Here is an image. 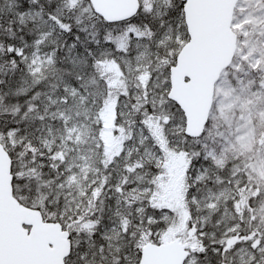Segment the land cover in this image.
Instances as JSON below:
<instances>
[{
  "label": "snow or ice",
  "instance_id": "snow-or-ice-1",
  "mask_svg": "<svg viewBox=\"0 0 264 264\" xmlns=\"http://www.w3.org/2000/svg\"><path fill=\"white\" fill-rule=\"evenodd\" d=\"M187 4L135 0L111 15L99 0H0V103L13 105L0 112V154L16 200L59 225L57 264H149L145 242L169 225L181 228V264H264V64L241 61L228 110L193 131L173 77L192 38ZM245 7L264 37V0ZM113 101L122 146L109 153ZM161 138L187 160L186 216L154 202L167 175ZM33 223L4 226L0 264H34L16 259L20 242L54 247Z\"/></svg>",
  "mask_w": 264,
  "mask_h": 264
},
{
  "label": "water",
  "instance_id": "water-1",
  "mask_svg": "<svg viewBox=\"0 0 264 264\" xmlns=\"http://www.w3.org/2000/svg\"><path fill=\"white\" fill-rule=\"evenodd\" d=\"M237 2L188 0L187 19L192 38L181 49L173 77L176 94L184 102L193 131L203 125L210 112L215 85L233 59L236 35L231 24ZM99 4L111 15H124L135 7V0H99ZM7 168V156L0 154V232L9 222L15 221L19 228L21 219L33 221L38 237L53 240L54 247L42 252L35 244L20 242L15 246L16 259L34 264H57L61 251L67 247L59 225L43 222L40 211L19 204L12 195ZM144 247L149 264H181L183 244L178 239L163 244L148 242ZM3 254L0 251V255Z\"/></svg>",
  "mask_w": 264,
  "mask_h": 264
},
{
  "label": "rangeland",
  "instance_id": "rangeland-1",
  "mask_svg": "<svg viewBox=\"0 0 264 264\" xmlns=\"http://www.w3.org/2000/svg\"><path fill=\"white\" fill-rule=\"evenodd\" d=\"M248 2L249 0H239L232 17L231 28L237 37L236 50L230 66L222 72L215 85L213 103L210 110H215L217 113L227 111L231 104V100L233 99L231 89L238 71L237 65L240 64L241 61L249 63L250 58L252 57L255 58L251 60L253 67L258 64H264V37L256 39V37L260 36L258 32H253V27L257 24V19L255 16L249 15L248 9L245 7V4ZM41 3L47 6V0H41ZM129 75L130 78L128 79V83L130 86H134L137 84L136 77L132 73ZM144 79L146 81L147 72L144 73ZM20 84L23 86L22 81ZM13 99L15 98L13 97ZM22 99L23 98H21V101ZM10 106H13L12 103ZM103 117L109 126V128L104 131L105 148L109 153L118 152L119 148L122 146V141L117 140L110 131V128L112 127L111 121L115 119L114 101L105 110ZM36 123H40V121H36ZM161 142L166 148V141L161 138ZM162 166L167 175L160 181L159 190L154 194V202L160 206L170 205L172 207H178L186 216L183 204V192L185 191L186 186L184 169L187 166V160L184 156L174 153L172 150L166 148L165 160L163 161ZM44 212L45 215L48 216L47 209H44ZM177 231H181V228L178 225H169L168 228L162 229L159 243H168L174 239H179V241L183 243L180 237L175 235ZM147 242L149 241H146L145 243Z\"/></svg>",
  "mask_w": 264,
  "mask_h": 264
},
{
  "label": "trees",
  "instance_id": "trees-1",
  "mask_svg": "<svg viewBox=\"0 0 264 264\" xmlns=\"http://www.w3.org/2000/svg\"><path fill=\"white\" fill-rule=\"evenodd\" d=\"M23 100V99H22ZM11 103L9 102V103H7V105H5V104H0V112H3L4 111V109H5V107L7 106L8 108H11ZM30 115H34V113L33 114H30ZM13 187V186H12ZM14 190V189H13ZM16 194L17 195H20V193H19V191L18 190H16ZM16 198V197H15ZM38 202V201H37ZM23 205V204H22ZM29 208H33V207H29ZM35 209V208H34ZM40 211H43L44 212V209H41ZM44 214H45V212H44ZM44 218L47 220V215H44Z\"/></svg>",
  "mask_w": 264,
  "mask_h": 264
}]
</instances>
